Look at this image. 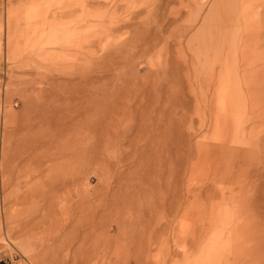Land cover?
<instances>
[{"label": "rangeland", "instance_id": "1", "mask_svg": "<svg viewBox=\"0 0 264 264\" xmlns=\"http://www.w3.org/2000/svg\"><path fill=\"white\" fill-rule=\"evenodd\" d=\"M54 1L0 0V162L4 148L22 154L42 132L39 174L11 195L0 176V263L264 264V0ZM134 14L132 27H110ZM208 23L218 39L204 47ZM124 41L119 70L89 84L133 102L127 132L90 157L89 139L54 131L79 105L70 65ZM214 64L225 68L218 107L205 84Z\"/></svg>", "mask_w": 264, "mask_h": 264}, {"label": "bare ground", "instance_id": "2", "mask_svg": "<svg viewBox=\"0 0 264 264\" xmlns=\"http://www.w3.org/2000/svg\"><path fill=\"white\" fill-rule=\"evenodd\" d=\"M71 1L73 0H59L58 2L57 1H54L53 2V5H57L59 4V2H63L64 4H68V3H71ZM84 1V0H83ZM93 2V1H92ZM150 2V0L148 1ZM108 3V2H107ZM114 3V2H113ZM119 3V2H118ZM46 4V3H45ZM79 4V3H77ZM83 4V3H82ZM43 5V4H42ZM52 5V6H53ZM90 5V4H89ZM114 5V4H113ZM51 6V7H52ZM61 6V5H60ZM91 6V5H90ZM153 6V5H152ZM44 8L45 5H43ZM85 7V6H84ZM94 7V6H93ZM97 7V6H96ZM104 7V6H103ZM106 7H108L106 5ZM105 7V8H106ZM48 9V8H47ZM46 9V10H47ZM92 9V8H91ZM90 9V10H91ZM97 9V8H96ZM100 9V8H99ZM103 9V8H102ZM98 10V9H97ZM101 10V9H100ZM109 10V9H108ZM116 10V9H115ZM96 11V10H94ZM52 12V10L50 11ZM49 12V13H50ZM211 12V11H210ZM42 13H44L42 11ZM222 13V12H221ZM48 14V12H47ZM46 14V15H47ZM93 14V13H92ZM45 15V13H44ZM44 15L42 14V27L44 26L43 22V17ZM87 15V14H86ZM115 16V15H114ZM86 17V16H85ZM92 17L91 14L87 15V18H90ZM134 17H137L134 15H131V16H127L126 19H122V20H119L117 21V23H110L111 26L110 27H114V28H120V27H132L133 26V23L132 21L135 20ZM68 19V18H67ZM85 19V18H84ZM84 19L80 18L76 21H78V23H76V27L74 28L75 30V34L74 36H77L79 37V33L81 28H82V23H84ZM203 19V18H202ZM110 20V19H109ZM205 20V19H204ZM100 21V20H98ZM115 21V20H114ZM70 22V21H69ZM135 22V21H134ZM205 22V21H204ZM97 24V23H96ZM104 24V23H103ZM108 24V22L106 23ZM205 24V23H204ZM210 24L211 23H208L206 24V28L208 30V28L210 29ZM84 25H86L84 23ZM83 25V26H84ZM88 25V24H87ZM98 25V24H97ZM212 25V24H211ZM99 26V25H98ZM203 26V24H202ZM97 27V26H96ZM104 27V25H103ZM108 27V26H107ZM112 27V28H113ZM213 27V25H212ZM94 28V27H93ZM109 28V27H108ZM107 28V29H108ZM122 28V29H123ZM36 28H33L30 32L29 35L33 34L34 30ZM85 29V27H84ZM98 29V28H97ZM121 29V28H120ZM86 30V29H85ZM90 30L92 32V27H90ZM90 30L88 31H85V33L87 34V32H90ZM106 29L103 28V32L105 31ZM114 30V29H113ZM113 30H111L113 32ZM84 30H82V34H84L83 32ZM99 30H97L98 32ZM111 31H109L111 33ZM117 31V30H116ZM206 31V30H205ZM108 32V33H109ZM100 33V31H99ZM105 34L103 35L104 37H107L110 36L109 34ZM81 34V35H82ZM92 34V33H91ZM95 34V32H94ZM93 34V35H94ZM97 34V33H96ZM218 35V34H217ZM214 32V30H208L206 32H204V34L201 35V42L203 43L204 47L208 44H213V43H216L217 42V39H218V36H217ZM93 37V36H92ZM96 37V36H95ZM88 38V37H87ZM108 38V37H107ZM221 38V37H220ZM84 39V38H83ZM89 39V38H88ZM103 39V38H102ZM86 40V38H85ZM100 40V39H99ZM106 40V38H105ZM108 40V39H107ZM106 40V41H107ZM101 41V40H100ZM104 41V40H103ZM110 41V40H109ZM221 41V39L219 40ZM102 43V42H100ZM99 43V44H100ZM90 44V43H89ZM88 44V45H89ZM128 41H124V42H121V43H117V44H114V46H111L109 47L111 50V52H105V51H102L103 53L100 54L97 58H94L93 56L90 57V59H85L87 61L83 62V63H76V64H71L70 66V75H71V79L70 80H77V85L73 84L72 86V89L74 91L75 87H76V97H73L74 101H77L79 105H74L73 109L70 108V112L64 117V115L62 116V118L59 120V122L56 123V120H55V128H54V131H55V134L56 135H61L65 132H69L71 133V136L75 139H77L78 141H82V140H87L89 139V142L90 144L88 143V150L87 153L90 154V157L91 156H99V158H104L106 152H107V149L108 146V143H110L112 140H115V141H119L121 139L124 138L126 132L123 131V130H120V126L122 125V118L121 117H124V113L127 111L125 110V106L130 104V102L127 104L125 103V100L123 102V100L120 99L121 96H117L115 94L114 96V90L118 87H115L113 86V90L112 91H108V87L107 85L105 86H100L98 84V86L94 87L93 85L96 84V83H99L101 81H103L104 79H106L108 77L109 74H111L112 71H116V70H119V69H116L115 67H113V65L115 64V61L117 59H121V55H122V52H124V50L127 48L128 46ZM92 45V43H91ZM90 45V46H91ZM95 45V44H94ZM105 44L102 45V47L104 46ZM110 45V44H109ZM113 45V44H112ZM220 45V44H219ZM126 48H125V47ZM214 46V45H213ZM99 47V46H98ZM124 47V48H122ZM182 47V46H181ZM217 47V46H216ZM220 47V46H219ZM104 48V47H103ZM121 48V50H120ZM148 48V47H147ZM209 48V47H208ZM216 49V48H215ZM220 49V48H219ZM100 49H98L99 51ZM128 50V49H127ZM210 50V49H209ZM97 51V53H98ZM213 51V50H212ZM217 51V50H215ZM101 52V50H100ZM143 52V51H142ZM204 52V51H203ZM206 53V51H205ZM219 53V52H218ZM108 54V55H107ZM217 54V53H216ZM81 55V54H80ZM133 57V55H131ZM216 56V55H215ZM238 57V56H237ZM209 59V58H208ZM218 59V58H217ZM106 62V64H100L102 62ZM240 60V59H239ZM129 61V59L127 60ZM127 61L123 62L125 63V65H127ZM214 61V59H213ZM216 61V60H215ZM238 61V60H236ZM130 62L133 63V61L130 60ZM187 62V61H186ZM219 62V60H218ZM232 62V61H231ZM239 62V61H238ZM251 63L250 61H245V59L242 61V64H241V72H244V70H246L247 68H250V65L249 63ZM110 63V64H108ZM131 63V64H132ZM210 63V62H209ZM216 63V62H215ZM129 64V62H128ZM187 64V63H186ZM207 64V63H206ZM110 65V66H109ZM130 65V64H129ZM232 65V64H231ZM238 65V64H237ZM240 65V64H239ZM128 66V65H127ZM225 66V65H223ZM237 67V66H236ZM182 69V68H181ZM185 69V68H184ZM220 67H218L217 64H214L210 70L208 71V77L205 79L206 81V85H208L209 87L207 88V93L210 94V100H212L214 98V101H213V104L214 107H218L219 105V101L220 99L218 98V90L219 89V86H218V81L220 80V77L222 76V74L225 72V68L221 66V70H219ZM208 70V69H207ZM207 70H206V73H207ZM124 71V70H123ZM128 71V70H127ZM168 71V69H167ZM170 71V69H169ZM119 72V71H118ZM204 72H205V69H204ZM234 72V71H233ZM240 72V73H241ZM158 73L159 71H152L151 73H149V75L152 77L149 79L150 81V86L153 87L152 91H155L154 87H155V81L156 79H158ZM161 73V72H160ZM120 74V73H119ZM125 74V73H124ZM132 74V73H131ZM239 74V73H238ZM261 74H262V77L264 78V65H263V70L261 71ZM123 75V73H122ZM107 76V77H106ZM149 76V77H150ZM117 77V76H116ZM131 77V75H130ZM168 78V77H167ZM114 80V79H113ZM130 81V79H129ZM148 81V80H147ZM238 81H241V78H240V75H238L237 79L235 81L232 80V83L233 84H238ZM93 82V83H92ZM169 82V80H168ZM89 83H92V84H89ZM122 83V82H121ZM147 83V82H146ZM165 84V83H164ZM109 85V84H108ZM130 85V83L128 84V86ZM132 85V84H131ZM130 85V86H131ZM134 86V84H133ZM137 86V84H136ZM139 86V85H138ZM146 87V85H145ZM121 88H123L121 86ZM157 88V87H156ZM142 87L140 89L137 88V90H141ZM144 89V88H143ZM122 90V89H121ZM124 90V89H123ZM129 90V89H128ZM145 90V89H144ZM157 90V89H156ZM116 91V90H115ZM118 91H120V88H118ZM143 91V90H141ZM146 91V90H145ZM151 91V92H152ZM130 92V90H129ZM144 92V91H143ZM148 92V90H147ZM149 92H150V89H149ZM140 93V92H139ZM118 94V92H117ZM124 94V93H123ZM128 95V94H127ZM130 95V94H129ZM125 96V95H124ZM132 96V95H131ZM129 96V97H131ZM123 97V95H122ZM128 97V96H127ZM128 99V98H127ZM129 100V99H128ZM127 100V101H128ZM126 101V102H127ZM133 103V102H132ZM131 103V104H132ZM130 104V105H131ZM115 105H125L124 108H122V106H115ZM44 106V107H43ZM43 113H42V126L39 127L40 130L42 131V127L45 129V131H52L53 130V124H52V118H51V113L48 111L47 107L45 106H49V105H43ZM114 106V107H113ZM71 107V106H70ZM51 108V107H50ZM59 108V107H58ZM60 109V108H59ZM216 109V108H215ZM56 111V109H54ZM128 110V109H127ZM209 110V109H208ZM217 110V109H216ZM54 111V112H55ZM58 111V110H57ZM214 111V110H213ZM53 112V111H52ZM59 113V112H58ZM62 113V111H61ZM60 113V114H61ZM64 113V112H63ZM131 113V112H130ZM59 115V114H58ZM62 115V114H61ZM131 117V116H130ZM142 117V116H141ZM125 119V117H124ZM126 120V119H125ZM128 120V118H127ZM37 122V121H36ZM34 123V122H33ZM39 123V122H38ZM30 124V123H29ZM35 124V123H34ZM33 125V124H32ZM134 126V124H132ZM131 126V125H130ZM24 127V126H23ZM38 127V126H37ZM36 128V127H35ZM134 128V127H133ZM26 129H31V127L28 126V128ZM38 129V128H37ZM125 129V128H124ZM216 129H219V127L217 128V125H216ZM39 130V129H38ZM37 130V131H38ZM33 131V130H32ZM31 131V132H32ZM35 131V129H34ZM33 131V133H35ZM141 131V130H140ZM67 132V133H68ZM18 133V132H17ZM20 133V132H19ZM25 133V132H24ZM23 133V134H24ZM29 132H27V135H28ZM46 133V132H45ZM69 133V134H70ZM21 134V133H20ZM48 134V133H46ZM27 135H24V136H27ZM20 136V135H19ZM29 137V136H28ZM26 137V138H28ZM48 137V136H47ZM25 138V139H26ZM31 138V136H30ZM42 132L40 134L37 135L36 138L32 139L31 140V143L28 146L27 149L24 150V153L22 154H18V155H14V154H10V152L8 151L7 148H4L2 151V159H1V162H0V176L3 178H5L3 181V186L7 188H10L11 191H10V195L13 193V191L16 189V188H19V185L22 181H25L26 179H30L36 175L39 174L40 172V169L42 168V160L41 159H37L34 155H33V151L34 150H37L38 148H42ZM18 140H21L18 139ZM27 141L29 140L26 139ZM24 140V141H26ZM46 140V139H45ZM65 140V139H64ZM20 142V141H18ZM23 142V141H22ZM83 142V141H82ZM81 142V144H82ZM264 141L262 140V143ZM21 143V142H20ZM25 143V142H24ZM261 143V142H260ZM72 144V143H71ZM83 145V144H82ZM21 146V145H19ZM76 146V145H75ZM80 146V145H78ZM22 147V146H21ZM20 147V149H21ZM26 147V146H25ZM81 147V146H80ZM19 149V147H17ZM40 148V149H41ZM82 148V147H81ZM116 148V147H115ZM15 149V148H14ZM59 150V149H58ZM75 150V149H73ZM76 150H77V146H76ZM79 150V149H78ZM20 151V150H19ZM23 151V150H22ZM264 151V149H263ZM14 152V151H13ZM72 152V150H71ZM81 153V152H80ZM68 154V153H67ZM72 154V153H71ZM84 154V153H83ZM75 155V154H73ZM67 156V155H66ZM79 156V155H78ZM40 157V155H39ZM69 157V156H68ZM73 156L71 155V159H75V156L72 158ZM28 163L26 165H24L22 168H19V165L22 163ZM250 176L252 177H262L263 176V173L262 172H255V171H251L250 172ZM74 179V178H73ZM76 179V178H75ZM78 179V178H77ZM89 180V177H84L82 179L83 182H86ZM79 181V180H78ZM80 182V181H79ZM73 183V182H71ZM77 183V182H76ZM85 185H87V183H85ZM71 186V185H70ZM4 189V188H3ZM14 189V190H13ZM7 191V190H6ZM76 191V190H75ZM6 195H8V193H6ZM5 195V196H6ZM8 197V196H7ZM5 198V197H4ZM2 242L5 243V246L8 245V242L7 241H4L2 240ZM63 263V262H62Z\"/></svg>", "mask_w": 264, "mask_h": 264}, {"label": "trees", "instance_id": "3", "mask_svg": "<svg viewBox=\"0 0 264 264\" xmlns=\"http://www.w3.org/2000/svg\"><path fill=\"white\" fill-rule=\"evenodd\" d=\"M0 264H2V263H0Z\"/></svg>", "mask_w": 264, "mask_h": 264}]
</instances>
